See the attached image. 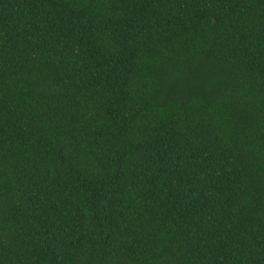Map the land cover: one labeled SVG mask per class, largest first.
<instances>
[{
	"label": "trees",
	"instance_id": "obj_1",
	"mask_svg": "<svg viewBox=\"0 0 264 264\" xmlns=\"http://www.w3.org/2000/svg\"><path fill=\"white\" fill-rule=\"evenodd\" d=\"M0 264H264V0H0Z\"/></svg>",
	"mask_w": 264,
	"mask_h": 264
}]
</instances>
